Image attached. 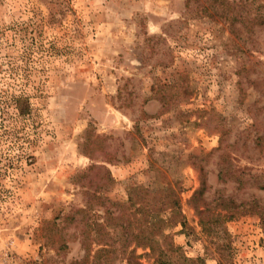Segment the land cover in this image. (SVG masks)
I'll return each mask as SVG.
<instances>
[{
  "label": "rangeland",
  "instance_id": "374dc122",
  "mask_svg": "<svg viewBox=\"0 0 264 264\" xmlns=\"http://www.w3.org/2000/svg\"><path fill=\"white\" fill-rule=\"evenodd\" d=\"M206 1L0 0V264L93 255L140 192H179L185 257L264 264V25L235 37ZM205 204L235 216L209 235Z\"/></svg>",
  "mask_w": 264,
  "mask_h": 264
},
{
  "label": "trees",
  "instance_id": "16d2710c",
  "mask_svg": "<svg viewBox=\"0 0 264 264\" xmlns=\"http://www.w3.org/2000/svg\"><path fill=\"white\" fill-rule=\"evenodd\" d=\"M193 0H187V4ZM206 6H201L203 13L210 18H219L222 21H228L231 26L232 34L235 37L240 36V31L251 32L253 31L249 24L256 23V20L260 25H264V6H258L256 10V16L253 19L248 10L251 0H207ZM250 20L252 22H250ZM236 23H240V27H236ZM15 106L20 115H27L30 113V103L25 98H17L15 100ZM202 197V192H196L194 200ZM137 200V201H136ZM139 203V207L136 213L139 215L137 224L135 222V213L129 214V219L126 222L118 223L117 235L121 237L119 240L113 242L104 243L97 239L98 243H102L103 247L95 251L92 255L90 251L89 242H83L85 246L86 255L81 261H74L71 264H110L117 255H120L122 259L126 260V264H142L140 257L135 256L133 250H129V246L132 241H135L136 247L140 246L147 248L150 251L151 256L154 258L152 264H203V258L191 259L185 257L181 248L176 246L172 241L170 234L166 233V229L181 225L183 229L187 228V224L184 216L180 210L179 192H140L137 195L129 193V208L133 207L136 203ZM214 202H218L221 205L226 202L224 199H216ZM205 209H198L199 223L203 228V232L214 235L215 226H221L225 221H229L234 218L235 214L232 213H210V208L205 204ZM136 225H135V224ZM90 232H85V237L89 238ZM114 232L101 231L98 236H103L105 240L111 241L116 238ZM224 234L226 232H223ZM113 234V236H112ZM102 238V239H104ZM110 246L111 249L106 248ZM114 248L115 258H110V253ZM92 255V256H91ZM92 257V258H91Z\"/></svg>",
  "mask_w": 264,
  "mask_h": 264
}]
</instances>
